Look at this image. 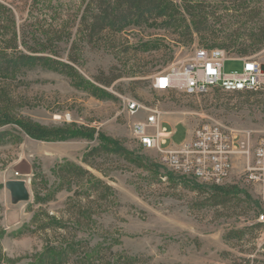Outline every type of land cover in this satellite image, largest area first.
Masks as SVG:
<instances>
[{"label": "rangeland", "instance_id": "1", "mask_svg": "<svg viewBox=\"0 0 264 264\" xmlns=\"http://www.w3.org/2000/svg\"><path fill=\"white\" fill-rule=\"evenodd\" d=\"M189 1L173 0L176 19L91 38L81 26L90 0H0L1 52L12 53L16 37L21 52L40 50L74 69L1 74L0 113L96 132L93 140L50 142L0 128L8 132L0 141V264H264V225L255 229L264 182L246 180L247 159L234 158L222 186L239 191L221 199L215 187L170 172L158 149H147L134 131L156 115L157 127L173 131L163 149L181 145L205 123L248 137L251 146L264 139L263 90L191 95L153 88L158 74L196 50L252 45L264 30V0H197L202 23L187 13ZM256 59L264 68V44ZM242 70L241 61L225 63L226 73ZM131 102L140 106L134 114ZM113 141L130 154L89 155ZM15 179L26 181L29 201L12 203L6 183Z\"/></svg>", "mask_w": 264, "mask_h": 264}, {"label": "built area", "instance_id": "2", "mask_svg": "<svg viewBox=\"0 0 264 264\" xmlns=\"http://www.w3.org/2000/svg\"><path fill=\"white\" fill-rule=\"evenodd\" d=\"M67 3L76 0H54ZM250 57H234L221 48L198 49L194 55L172 65L158 74L153 88L161 92L180 90L187 94H202L212 88L225 92L264 91L263 63ZM228 60L243 62L241 73H226ZM140 106L131 102L129 109L134 114ZM156 127L155 134L148 130ZM134 131L147 149H158L162 164L173 174L191 178L203 186H222L233 171L234 158L244 156L248 161V182H264V139L251 146L250 138L239 137L233 131L214 123L198 126L181 145H163L171 140L173 132L157 127L156 115L149 116L145 123L134 125ZM264 225V214L258 219Z\"/></svg>", "mask_w": 264, "mask_h": 264}, {"label": "trees", "instance_id": "3", "mask_svg": "<svg viewBox=\"0 0 264 264\" xmlns=\"http://www.w3.org/2000/svg\"><path fill=\"white\" fill-rule=\"evenodd\" d=\"M197 0H190L189 6H186L187 13L191 14L190 9L197 13L195 18L200 19V23L205 21V16H201L202 4H192ZM180 15V8L174 4L173 0H90L84 15L81 20V26L86 33L95 38L101 35L107 29L114 31H122L134 24L147 23L153 18L161 19H176ZM202 17V18H200ZM197 25V24H196ZM252 45L235 46L234 41L227 46H213L212 48H222L234 50L240 57H250L262 51L264 44V30L259 34L252 36ZM10 49L12 53L0 51V75H10L21 71L25 68H32L35 66H42L44 68L58 71L63 74L74 73L73 67L60 61L47 58L39 55L40 50L31 49V54L21 52L18 50L17 38ZM236 47V48H235ZM103 83V82H102ZM104 85H111V82L103 83ZM15 126L20 131L29 137L39 141H65L71 138H86L93 140L96 132L86 127H77L75 125L64 127H46L34 123L25 118H17L8 113H0V128L7 126ZM8 136L7 131L0 132V141ZM100 153H112L117 155L127 156L130 152L119 142L113 141L110 143H102L95 147L90 156H95ZM70 173L81 175V170L72 169ZM221 199H226L228 196L235 194L237 187L217 186L214 188ZM239 191V190H238ZM262 224L256 226L255 229L261 228ZM244 231L232 232L237 236L244 235Z\"/></svg>", "mask_w": 264, "mask_h": 264}, {"label": "water", "instance_id": "4", "mask_svg": "<svg viewBox=\"0 0 264 264\" xmlns=\"http://www.w3.org/2000/svg\"><path fill=\"white\" fill-rule=\"evenodd\" d=\"M11 200L14 205L29 201L30 194L27 189L26 181L23 179L10 180L6 183Z\"/></svg>", "mask_w": 264, "mask_h": 264}, {"label": "crops", "instance_id": "5", "mask_svg": "<svg viewBox=\"0 0 264 264\" xmlns=\"http://www.w3.org/2000/svg\"><path fill=\"white\" fill-rule=\"evenodd\" d=\"M173 132V131H172Z\"/></svg>", "mask_w": 264, "mask_h": 264}]
</instances>
